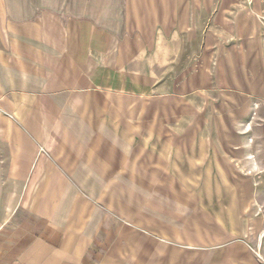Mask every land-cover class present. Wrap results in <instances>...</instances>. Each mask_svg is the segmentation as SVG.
I'll return each instance as SVG.
<instances>
[{
  "label": "crops",
  "instance_id": "1",
  "mask_svg": "<svg viewBox=\"0 0 264 264\" xmlns=\"http://www.w3.org/2000/svg\"><path fill=\"white\" fill-rule=\"evenodd\" d=\"M157 8L158 31L148 39L68 8L0 0V264H88L100 237H116L118 214L172 239L189 264L196 251L204 264H264L235 225L248 205L234 192L239 185L197 181L196 174L226 173L228 161L219 160L212 136L181 132L182 110L199 108L198 91L183 94L180 85L178 35L187 22L179 0ZM149 45L157 50L151 58L131 48ZM217 61L228 81L203 91V107L244 118L264 92L246 88L253 85L244 63L229 74L228 55ZM198 189L209 192L198 197Z\"/></svg>",
  "mask_w": 264,
  "mask_h": 264
},
{
  "label": "rangeland",
  "instance_id": "2",
  "mask_svg": "<svg viewBox=\"0 0 264 264\" xmlns=\"http://www.w3.org/2000/svg\"><path fill=\"white\" fill-rule=\"evenodd\" d=\"M158 1L14 0L15 5L35 8L36 11L68 8L73 14L94 19L115 33L148 39L156 34L157 16L161 12L157 8ZM179 1L181 15L186 17L187 22L181 34L175 33L180 37L184 60L182 69H185L180 80L181 91L183 94L189 90L198 91L196 103L199 106L197 110H182L181 132L212 136V148L223 152L219 160L223 163L228 161L226 173L213 169L209 174H196L197 181H229L239 185V190L234 192L244 198L248 205L244 221L235 222V225L246 232L247 240L264 260V157H258L252 152L264 150V97L253 100L252 108H246L244 118L238 119L235 117L237 111L203 107V91L213 94L228 81L227 74L222 77L220 73V65L223 67L225 64L218 63L220 55H228L226 68L229 74L236 69L237 64L240 69L244 63L245 79L253 85L246 88L264 92V78L260 80V76H264V0ZM241 23L244 25L243 30L240 29ZM131 48L135 52H146L150 58L157 53L155 45ZM167 81L171 87L172 78L166 79V87ZM190 118L193 119V125H188ZM238 137L242 138L238 141ZM237 146L246 152L247 157L237 156ZM227 148L229 153L225 154ZM193 176L185 177L193 180ZM203 192L209 191L198 189V197ZM115 221L116 237H100L88 255V264H103L106 261V264H189V252L179 249L172 239L154 237L151 234L156 232L154 230L145 234L140 230L139 222H125L119 214ZM233 224L228 223L229 226ZM193 253L196 254L195 264L205 263L203 251Z\"/></svg>",
  "mask_w": 264,
  "mask_h": 264
}]
</instances>
